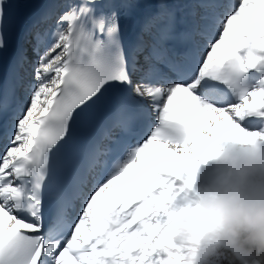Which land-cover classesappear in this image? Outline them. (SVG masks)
Listing matches in <instances>:
<instances>
[{
    "label": "snow or ice",
    "instance_id": "1",
    "mask_svg": "<svg viewBox=\"0 0 264 264\" xmlns=\"http://www.w3.org/2000/svg\"><path fill=\"white\" fill-rule=\"evenodd\" d=\"M138 2L65 0L50 32L30 31L36 60L22 50L0 80V264H181L183 249L162 227L171 203L187 195L221 140L264 139L246 127L264 124V0H195L190 15L199 21L179 32L183 52L167 47L186 24L177 20L182 9L155 0L126 53L120 12ZM11 3L0 0V53ZM52 19L46 10L39 23ZM196 37L206 41L199 57ZM29 63L30 73L16 72ZM110 90L112 127L134 134L148 114L144 101L157 125L113 162L106 182L93 178L89 187L108 153L96 149L75 165L73 125ZM64 149L67 188L53 204V161Z\"/></svg>",
    "mask_w": 264,
    "mask_h": 264
},
{
    "label": "clouds",
    "instance_id": "2",
    "mask_svg": "<svg viewBox=\"0 0 264 264\" xmlns=\"http://www.w3.org/2000/svg\"><path fill=\"white\" fill-rule=\"evenodd\" d=\"M220 142L210 158L220 174L195 197L173 201L162 227L183 249L181 264H264V148ZM196 178L197 169L187 190Z\"/></svg>",
    "mask_w": 264,
    "mask_h": 264
},
{
    "label": "bare ground",
    "instance_id": "3",
    "mask_svg": "<svg viewBox=\"0 0 264 264\" xmlns=\"http://www.w3.org/2000/svg\"><path fill=\"white\" fill-rule=\"evenodd\" d=\"M141 2L143 4H145L146 6L151 7V8L154 6V4H156L155 0H141ZM26 29H27V31H30V29H32V28L28 27V23L25 21L23 23V33H24V31H26ZM49 32H50V30H49ZM19 36H20V41L19 42H20V45H21V43L23 42L22 32L19 34ZM57 51H59V50H57ZM249 131H262V132H264V124H262L261 128H258L257 130L254 129V130H249ZM258 144H263L264 145V139H258ZM209 173H210V171L208 172V170H204V171L197 170V175L198 174H202V178L203 179L199 180V181L196 180L194 185H193V187H192V189L191 190H186V193H187L188 196L195 197L196 193L200 192V190L204 187L205 179L208 178ZM96 180L101 181L99 179H96ZM101 182H104V180L102 179ZM91 184H92V182H91ZM91 184H90L89 187H91ZM82 206L83 205L81 204V207ZM78 214H79V212H78Z\"/></svg>",
    "mask_w": 264,
    "mask_h": 264
},
{
    "label": "rangeland",
    "instance_id": "4",
    "mask_svg": "<svg viewBox=\"0 0 264 264\" xmlns=\"http://www.w3.org/2000/svg\"><path fill=\"white\" fill-rule=\"evenodd\" d=\"M229 140H231V139L228 138V139H226L225 141H222V142H220V143L222 144V143L227 142V141H229ZM259 146H260L261 148H264V145H263V144H259ZM207 162L210 164L211 169L214 170V171L216 172V173H215L216 175H215V176H212L211 181H207V182L205 183L204 186L210 185V184L215 180V178L220 174V172H221V169L218 168V167L216 166V163H215L214 160L210 159V160H208Z\"/></svg>",
    "mask_w": 264,
    "mask_h": 264
}]
</instances>
